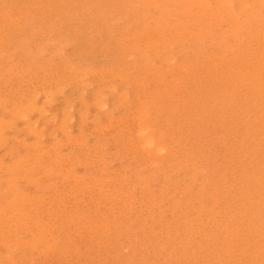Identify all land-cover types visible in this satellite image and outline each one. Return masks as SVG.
<instances>
[{"label": "rangeland", "instance_id": "rangeland-1", "mask_svg": "<svg viewBox=\"0 0 264 264\" xmlns=\"http://www.w3.org/2000/svg\"><path fill=\"white\" fill-rule=\"evenodd\" d=\"M0 45V264H264V0H0Z\"/></svg>", "mask_w": 264, "mask_h": 264}, {"label": "bare ground", "instance_id": "bare-ground-1", "mask_svg": "<svg viewBox=\"0 0 264 264\" xmlns=\"http://www.w3.org/2000/svg\"><path fill=\"white\" fill-rule=\"evenodd\" d=\"M24 1V0H23ZM98 1V0H97ZM43 2V1H42ZM49 4V3H48ZM63 4V3H62ZM91 4V3H90ZM128 4V3H127ZM232 4V3H231ZM14 5V4H13ZM41 5V4H40ZM116 5V4H115ZM43 6V5H42ZM105 6V5H104ZM112 6V5H111ZM98 7V6H97ZM17 8V7H16ZM107 8V7H106ZM200 9V8H199ZM247 9V8H246ZM184 10V9H183ZM196 11V10H195ZM198 12V11H197ZM65 13V12H64ZM133 13V12H132ZM66 15V14H65ZM127 16V15H126ZM262 18V17H261ZM56 19V18H55ZM62 19V18H61ZM60 20V19H59ZM58 20V21H59ZM259 20V19H258ZM56 21H57V19H56ZM132 21V20H131ZM37 22V21H36ZM127 22V21H126ZM185 22V21H184ZM71 25V24H70ZM138 29V28H137ZM111 30V29H110ZM216 30V29H215ZM263 30V29H262ZM252 31V30H251ZM59 32V31H58ZM49 33V32H48ZM252 34V33H251ZM151 37V36H150ZM46 38V37H45ZM243 40V39H242ZM40 42V41H39ZM243 42V41H242ZM108 44V43H107ZM233 44V43H232ZM1 46V45H0ZM28 46V45H27ZM71 46V45H70ZM259 46H261V45H259ZM248 47V46H247ZM249 48V47H248ZM260 48V47H259ZM87 49V48H86ZM261 49V48H260ZM108 50V49H107ZM240 50V49H239ZM255 50V49H254ZM13 51V50H12ZM131 51V50H130ZM241 51V50H240ZM247 52V51H246ZM197 53V52H196ZM217 53V52H216ZM107 54V53H106ZM216 58V57H215ZM223 58V57H222ZM122 61V60H121ZM24 63V62H23ZM154 63V62H153ZM3 64V63H2ZM42 64V63H41ZM52 64V63H51ZM168 65V64H167ZM72 67V66H71ZM88 67H90V66H88ZM160 67V66H159ZM102 73V72H101ZM87 74V73H86ZM4 75V74H3ZM6 75V74H5ZM119 75V74H118ZM174 76V75H173ZM84 78V77H83ZM206 78V77H205ZM66 80V79H65ZM129 81H131V80H129ZM154 82V81H153ZM149 83V82H148ZM73 85V84H72ZM90 86H91V84H90ZM67 88H68V86H67ZM107 88V87H106ZM64 90V89H63ZM4 91H5V89H4ZM8 91V90H7ZM96 91V90H95ZM3 92V91H2ZM4 93V92H3ZM35 93V92H34ZM48 93V92H47ZM63 93V92H62ZM61 93V94H62ZM50 95V94H49ZM104 95V94H103ZM102 95V96H103ZM29 97V96H28ZM105 97V96H104ZM103 97V98H104ZM34 98V97H33ZM103 98H101V99H103ZM151 98V97H150ZM47 99V98H46ZM100 99V100H101ZM107 99V98H106ZM149 99V98H148ZM155 99V98H154ZM159 99V98H158ZM31 100V99H30ZM34 100V99H33ZM76 100V99H75ZM81 100V99H80ZM87 100V99H86ZM104 100V99H103ZM102 100V101H103ZM151 100V99H150ZM149 100V101H150ZM84 101V100H83ZM101 101V102H102ZM81 102V101H80ZM28 103V102H27ZM149 103V102H148ZM128 104V103H127ZM98 105V104H97ZM129 105V104H128ZM149 105V104H148ZM0 106H2L1 104H0ZM35 106V105H34ZM73 107H74V105H73ZM129 107H130V105H129ZM147 107V106H146ZM1 108V107H0ZM14 108V107H13ZM29 108L30 107H28L27 109L29 110ZM38 108V107H37ZM67 108V107H66ZM85 108H87V115L89 114L88 112V106H85ZM144 108V107H143ZM150 108V107H149ZM6 109V108H5ZM26 109V110H27ZM35 109V107L33 108V110ZM39 109H41V108H39ZM65 109V108H64ZM103 109V108H102ZM151 109V108H150ZM33 110H31V111H33ZM36 110V109H35ZM144 110V109H143ZM46 111V110H45ZM17 112H19V111H17ZM34 112V111H33ZM42 112V111H41ZM44 112V111H43ZM25 113V112H24ZM30 113V112H29ZM29 113H28V115H29ZM55 113V112H54ZM69 113V112H68ZM67 113V114H68ZM73 113V112H72ZM86 113V112H85ZM22 115V114H21ZM45 115V114H44ZM53 115V114H52ZM68 115H70V114H68ZM86 115V114H85ZM19 116V115H18ZM57 116V115H56ZM151 116V115H150ZM1 117V116H0ZM21 117V116H20ZM22 117H23V119L25 118L23 115H22ZM21 117V118H22ZM58 117V116H57ZM70 117V116H69ZM87 117V116H86ZM5 118V117H4ZM20 118V119H21ZM28 118V117H27ZM29 118H30V116H29ZM38 118V117H37ZM71 118V117H70ZM99 118V117H98ZM140 118V117H139ZM139 118H138V120H139ZM148 118V117H147ZM1 119V118H0ZM22 119V120H23ZM87 119V118H86ZM128 119V118H127ZM3 120V119H2ZM65 120H66V118H65ZM100 120V119H99ZM125 120V119H124ZM123 120V121H124ZM146 120V119H145ZM148 120V119H147ZM11 121H12V119H11ZM25 121V120H24ZM27 121H29V120H27ZM36 121H38V120H36ZM68 121V120H67ZM67 121H66V123H67ZM86 121V120H85ZM148 122V121H147ZM1 123V122H0ZM64 123H65V121H64ZM85 123V122H84ZM120 123H122V122H120ZM33 124H36V123H33ZM119 124V123H118ZM126 124H127V122H126ZM148 123H146L145 125H147ZM64 125V124H63ZM67 125V124H66ZM154 125V124H153ZM18 126V125H17ZM28 126V125H27ZM65 126V125H64ZM103 126V125H102ZM110 126V125H109ZM148 127H149V125H147ZM156 126V125H155ZM36 127V126H35ZM125 127H126V125H125ZM9 129H10V126L8 127ZM31 128V127H30ZM38 128V127H37ZM62 128V127H61ZM66 128V127H65ZM128 128H130V126L128 127ZM136 128V127H135ZM3 129H4V127H3ZM5 129H6V127H5ZM4 129V130H5ZM35 130H37L36 128H34ZM109 129V128H108ZM132 129V128H131ZM142 129V128H141ZM145 129V128H144ZM2 130V129H1ZM19 130V129H18ZM43 130H44V128H43ZM106 130V129H105ZM121 130H125V129H121ZM133 130V129H132ZM143 130V129H142ZM145 130H147V129H145ZM127 131V130H126ZM144 131V130H143ZM143 131H142V133H143ZM1 132V131H0ZM56 132H57V130H56ZM118 132V131H117ZM140 132V131H139ZM138 132V133H139ZM146 131H144V133H145ZM1 133H3V132H1ZM30 133V132H29ZM33 133H34V131H33ZM71 133V132H70ZM4 134H6V133H4ZM3 135V134H2ZM41 135V134H40ZM43 136H45V135H43ZM54 136V135H53ZM142 136V135H141ZM143 136H145V135H143ZM146 136H148V135H146ZM150 136H152V135H150ZM156 136V135H155ZM1 137V136H0ZM41 137V136H40ZM117 137V136H116ZM12 138V137H11ZM25 138V137H24ZM136 138V137H135ZM138 138V137H137ZM147 138V137H146ZM152 139V138H151ZM16 140V139H15ZM33 140H34V138H33ZM37 140V139H36ZM145 140H147L148 141V138L147 139H145ZM150 140V139H149ZM26 141V140H25ZM35 141V140H34ZM136 142H137V140H136ZM146 142V141H145ZM154 142V141H153ZM158 142V141H157ZM5 143V142H4ZM56 143H58L57 141H56ZM63 143V142H62ZM37 144V143H36ZM35 144V145H36ZM43 144V143H42ZM34 145V146H35ZM145 145H147L148 146V144H146L145 143ZM150 145H152V144H150ZM150 145H149V148H150ZM3 146V145H2ZM59 146V145H58ZM61 146V145H60ZM142 146V145H141ZM154 146V145H153ZM144 147V146H143ZM45 149H46V147H44ZM53 148V147H52ZM58 148V147H57ZM158 148V147H157ZM161 148V147H160ZM159 148V149H160ZM37 149V148H36ZM144 149V148H143ZM37 150H39V148L37 149ZM49 150V149H48ZM58 150V149H57ZM147 150V149H146ZM13 151V150H12ZM28 151V150H27ZM40 151V150H39ZM47 151V150H46ZM50 154H51V152H49ZM39 154H41L40 152H39ZM148 154V153H147ZM14 155V154H13ZM31 156V155H30ZM36 156V155H35ZM38 156V155H37ZM41 156V155H40ZM53 156V155H52ZM60 156H61V154H60ZM119 156V155H118ZM157 156V155H156ZM48 157V156H47ZM44 158V157H43ZM54 158V157H53ZM62 158V157H61ZM24 159V158H23ZM47 159V158H46ZM33 160V159H32ZM55 160V159H54ZM47 162V161H46ZM45 162V163H46ZM51 162H53V161H51ZM48 163V162H47ZM59 163V162H58ZM52 164V163H51ZM156 164V163H155ZM162 164V163H161ZM48 165V164H47ZM43 166H44V164H43ZM30 167V166H29ZM71 168V167H70ZM63 169V168H62ZM106 169V168H105ZM15 170H16V167H15ZM18 170V169H17ZM26 171V170H25ZM9 172H10V170H9ZM38 172V171H37ZM24 173V172H23ZM29 173V172H28ZM55 173V172H54ZM54 173H51V174H54ZM61 173V172H60ZM41 174V173H40ZM43 174V173H42ZM50 174V175H51ZM57 174V173H56ZM25 175H27V174H25ZM24 175V176H25ZM38 175V174H37ZM30 176V175H29ZM10 177H12V176H10ZM25 177H27V176H25ZM1 178V177H0ZM99 178V177H98ZM10 179V178H9ZM11 180V183H12V179H10ZM90 180V179H89ZM86 181V180H85ZM97 181V180H96ZM7 182V181H6ZM51 182H53V181H51ZM14 183V182H13ZM8 184H10V183H8ZM54 184V183H53ZM5 188V187H4ZM9 188V187H8ZM117 191V190H116ZM6 192V191H5ZM9 192V191H8ZM17 193V192H16ZM14 194V193H13ZM18 196V195H17ZM13 197V196H12ZM55 197V196H54ZM14 202V201H13ZM19 202H21V201H19ZM17 203V202H16ZM24 203V202H23ZM13 205V204H12ZM68 205V204H67ZM22 206V205H21ZM12 208V207H11ZM14 209V208H13ZM16 209V208H15ZM2 212V211H1ZM12 212H15V211H12ZM4 213V212H3ZM27 214V213H26ZM10 216V215H9ZM12 217V216H11ZM14 218V217H13ZM0 219H2V218H0ZM12 219V218H11ZM24 221V220H23ZM6 222V221H5ZM1 226H3V225H1ZM20 230V229H19ZM15 231V230H14ZM19 233V232H18ZM15 235V234H14ZM19 235V234H18ZM39 235V234H38ZM16 238H18V237H16ZM259 240V239H258ZM19 242H20V240H19ZM28 242V241H27ZM30 242V241H29ZM31 243V242H30ZM37 243V242H36ZM26 244V243H25ZM27 245H31V244H27Z\"/></svg>", "mask_w": 264, "mask_h": 264}]
</instances>
